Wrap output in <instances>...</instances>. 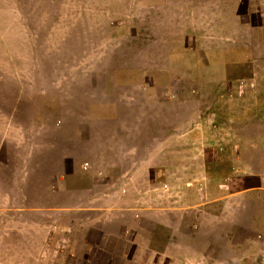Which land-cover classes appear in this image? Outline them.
<instances>
[{
	"label": "rangeland",
	"instance_id": "rangeland-1",
	"mask_svg": "<svg viewBox=\"0 0 264 264\" xmlns=\"http://www.w3.org/2000/svg\"><path fill=\"white\" fill-rule=\"evenodd\" d=\"M0 264H264V0H0Z\"/></svg>",
	"mask_w": 264,
	"mask_h": 264
}]
</instances>
